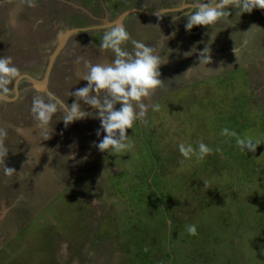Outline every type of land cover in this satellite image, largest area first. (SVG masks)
<instances>
[{
	"label": "rangeland",
	"instance_id": "1",
	"mask_svg": "<svg viewBox=\"0 0 264 264\" xmlns=\"http://www.w3.org/2000/svg\"><path fill=\"white\" fill-rule=\"evenodd\" d=\"M192 3L0 0V57L12 55L21 73L0 100V128L5 164L22 170V179L0 171V264H264V9L230 7L214 31H188ZM117 22L131 37L124 50L137 40L167 57L162 86L127 130L131 147L99 151L106 133L96 135L98 109L83 101L89 117L65 127L57 113L44 140L33 97L73 103L87 85L76 59L111 62L100 43ZM205 47L209 64L199 60ZM246 137L259 142L255 152L237 144ZM201 142L212 149L202 161L181 155V143L198 152Z\"/></svg>",
	"mask_w": 264,
	"mask_h": 264
},
{
	"label": "clouds",
	"instance_id": "2",
	"mask_svg": "<svg viewBox=\"0 0 264 264\" xmlns=\"http://www.w3.org/2000/svg\"><path fill=\"white\" fill-rule=\"evenodd\" d=\"M20 2L30 8L37 7V0H20ZM191 7L193 11L186 16V30L191 31L194 26H208L214 31V26L218 22L227 21L231 16L228 10L230 7L237 9L236 14L240 16L243 13H251L257 8L264 9V0H206V2L193 0ZM177 19L173 18V21ZM130 39L125 27L117 23L105 32L100 43L102 53L111 50L114 54L111 62L105 60L93 64L82 57L76 59L77 65L83 63V68L77 69V82L82 79L87 81V85L71 92L75 100L70 105L52 93L47 94V101L43 96L33 97L30 111L35 127L41 130L44 140L51 138L54 131L52 120L57 113L62 114L60 119L63 120L65 127L75 121L88 118L90 114L83 110L81 105L83 101L84 105L98 109L95 118L100 120L101 128L97 130L96 135L99 137L101 131L106 133L103 139L95 144L99 151L111 150L121 153L131 147V144L126 142L127 130L133 127L136 120L143 119L147 108L144 101H150L156 89L162 86L160 66L167 63V57L162 58L157 49L137 40H131L133 51H126L122 45ZM196 51L197 49L193 47L191 52H186L184 55L190 56ZM199 60L200 63H211L210 48L205 47L199 53ZM20 77L19 69L13 65L12 55L0 57V100H5L13 92L8 86ZM117 104L120 105L118 110ZM222 134L237 135L227 128L223 129ZM7 135V130L0 128V171L7 178L16 176L22 179V170L17 173L16 169L5 164L9 153V148L5 144ZM236 142L242 150L247 148L250 152H255L259 146V142H253L250 137L237 138ZM179 151L185 158L195 155L198 161H202L206 155L211 154L212 149L201 142L197 152L191 145L186 146L181 143ZM187 231L193 236L197 234L195 225H188Z\"/></svg>",
	"mask_w": 264,
	"mask_h": 264
},
{
	"label": "crops",
	"instance_id": "3",
	"mask_svg": "<svg viewBox=\"0 0 264 264\" xmlns=\"http://www.w3.org/2000/svg\"><path fill=\"white\" fill-rule=\"evenodd\" d=\"M146 12V11H145ZM152 14V13H151ZM121 22H122V20H121ZM109 26H113V25H109ZM80 31V30H79ZM67 145V141L65 142V143H59V146H58V148L57 149H54V151H55V155H56V152H59V151H62L61 153H63V147H65ZM58 150V151H57ZM73 150H71V152H72ZM65 152V151H64ZM68 152H70V151H68ZM68 152H66V153H68Z\"/></svg>",
	"mask_w": 264,
	"mask_h": 264
},
{
	"label": "water",
	"instance_id": "4",
	"mask_svg": "<svg viewBox=\"0 0 264 264\" xmlns=\"http://www.w3.org/2000/svg\"><path fill=\"white\" fill-rule=\"evenodd\" d=\"M124 17H125V16L123 15V16L121 17V19L118 20V22L121 21ZM118 22H117V23H118ZM115 24H116V23H112V24H110V25H115ZM74 31H76V30H73L72 32H74ZM77 31H78V30H77ZM70 33H71V32H69L68 35H69ZM68 35H67V36H68ZM67 36H65V37L62 39V42H64V41L66 40ZM55 55H56V54H55ZM51 63H53V60H52ZM51 65H52V64H51ZM49 72H50V70H49ZM44 80H45V82H43L42 84H44V83H46V82L48 81V75L45 77ZM40 84H41V83H40Z\"/></svg>",
	"mask_w": 264,
	"mask_h": 264
},
{
	"label": "bare ground",
	"instance_id": "5",
	"mask_svg": "<svg viewBox=\"0 0 264 264\" xmlns=\"http://www.w3.org/2000/svg\"><path fill=\"white\" fill-rule=\"evenodd\" d=\"M74 32H77V30H76V31H74Z\"/></svg>",
	"mask_w": 264,
	"mask_h": 264
}]
</instances>
